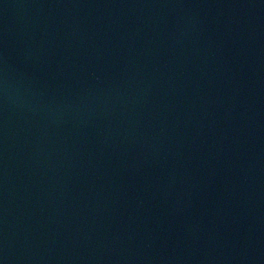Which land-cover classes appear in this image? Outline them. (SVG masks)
Returning <instances> with one entry per match:
<instances>
[{
	"label": "water",
	"instance_id": "1",
	"mask_svg": "<svg viewBox=\"0 0 264 264\" xmlns=\"http://www.w3.org/2000/svg\"><path fill=\"white\" fill-rule=\"evenodd\" d=\"M0 264H264V0H0Z\"/></svg>",
	"mask_w": 264,
	"mask_h": 264
}]
</instances>
